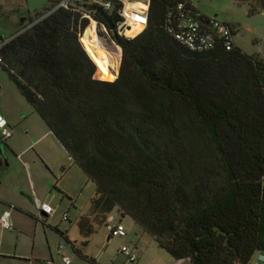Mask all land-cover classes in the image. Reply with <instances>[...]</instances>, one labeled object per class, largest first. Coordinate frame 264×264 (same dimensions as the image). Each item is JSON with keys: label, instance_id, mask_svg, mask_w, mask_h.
<instances>
[{"label": "trees", "instance_id": "1", "mask_svg": "<svg viewBox=\"0 0 264 264\" xmlns=\"http://www.w3.org/2000/svg\"><path fill=\"white\" fill-rule=\"evenodd\" d=\"M182 1L149 0L128 36L117 1L52 0L0 63L96 184L94 213L132 218L176 261L248 264L264 250V59L189 49L168 28ZM91 17L122 49L119 75L81 40Z\"/></svg>", "mask_w": 264, "mask_h": 264}, {"label": "rangeland", "instance_id": "2", "mask_svg": "<svg viewBox=\"0 0 264 264\" xmlns=\"http://www.w3.org/2000/svg\"><path fill=\"white\" fill-rule=\"evenodd\" d=\"M191 1L208 16L231 23L235 28L234 39L236 45L244 52L248 54H259L264 59V9L259 8L252 11L251 7L254 4V0ZM52 4V0H0V37L4 40L10 39L21 30L23 19V23L28 24L32 19L37 17L39 12L45 11L46 7H50ZM92 19L91 17L90 22ZM130 30L131 28L128 29V31ZM97 32L102 43L106 45L108 49H117L122 55L121 47L112 39L109 30L104 25H100L99 22L97 23ZM125 33H127L126 30ZM136 33L138 34V32L131 34ZM121 55L118 63L119 66L117 65L118 68H116L117 66H113L114 69H102L98 65L99 68L107 75L117 74L120 70ZM0 107L9 109L11 113H13V120L17 122L16 124H12V126L9 125L11 130L12 128L16 130V137L20 138L18 145L16 144L17 149H20L23 145L30 146L27 156L33 155L36 152H42L47 162L44 158L41 157V159L44 160L46 164H50L55 168V174H57L59 178L58 186L60 188H64L65 186L70 188L72 192L70 196L75 198L76 208L71 204L72 201L69 200L68 197H64L62 203L59 201L60 198L63 197V194L55 188L53 181L47 184L49 185L47 191H50L55 197L52 201L53 204L58 202L61 203L57 214L58 222H62L63 226L71 227L72 233L76 234L77 237L82 236V226L78 223L73 224L72 220L74 221L76 219V215L79 211H84V208H89L87 207L89 206L87 204L88 198L92 196V193L93 195L95 194L96 185L87 177L82 168L77 164L71 165L73 159L67 149L35 111L33 105L22 94L14 81L10 78L8 72L3 69L1 63ZM7 139H10V137ZM13 156L14 153L8 150V158L11 160L15 159ZM35 171L34 169V172ZM6 176L10 177V184L15 181L17 183H28L29 185L18 162L12 170L7 172ZM35 178L41 188L44 184H41L40 178ZM3 182L4 183L0 185V190L5 188L6 182ZM31 195L35 196L32 192ZM36 199L37 198H35V201ZM68 204L70 205V211L66 208ZM66 211L68 212L66 213ZM66 214L67 216L70 215L71 221L66 218ZM101 215L102 214L99 216ZM123 221L128 228L129 236H131L134 242H137V245H134L135 252L138 256L137 264L176 263V260L171 254L165 248L160 247L150 233L144 231L129 217H123ZM93 238L94 240L90 243L89 248L101 252L102 248L107 246L108 249L104 252L106 261L114 258L118 264H131L128 262L126 263V257L122 253L116 255L117 250L122 246V241L116 236L108 239L106 230L103 226H97ZM134 242L133 244H135ZM61 249L74 255L72 250L68 247H61ZM75 257L78 258V256ZM262 260L264 261V250L257 251L248 264H256ZM182 264H190V262L189 260H184Z\"/></svg>", "mask_w": 264, "mask_h": 264}, {"label": "crops", "instance_id": "3", "mask_svg": "<svg viewBox=\"0 0 264 264\" xmlns=\"http://www.w3.org/2000/svg\"><path fill=\"white\" fill-rule=\"evenodd\" d=\"M137 1L144 2L142 0ZM133 29H136V27L133 26L131 30ZM126 34L134 36L137 33L131 34L127 31ZM0 114L7 120L8 125L12 126V124L17 123L13 120V113L6 107H0ZM16 136V130L12 128L10 139L6 138L4 142L6 158L0 155V185L4 183L3 181L6 182L5 188L0 190V216L4 211L11 210V222L13 224L12 229H3L0 226V264H66L64 260L65 256L70 258L71 262L69 264H118L114 258L108 261L105 260L104 252L108 249L107 246L103 247L101 252L89 248L90 243L94 240L93 237L97 226H103L106 230L107 238L110 239L111 236L108 234L106 228L108 221H122L125 224L117 210L115 209L107 216L103 214L99 216L100 213H94L92 198L96 195L95 190V194L93 195L92 193V196L88 198L87 204L89 206L87 207L89 208L79 211L76 219L72 220L73 224L78 223L82 226V236L77 237L76 234L72 233L71 227L63 226L62 222H58L57 220L60 204L64 201V197H68L72 201L71 204L76 208L75 198L70 196L72 195L70 188L66 186L60 188L58 186L59 178L55 174V168L45 163L44 160L46 159L42 152H36L33 155L27 156L30 146L23 145L20 149H17L16 144L18 145L20 138ZM8 150L14 153L13 157L15 159L11 160L8 158ZM17 162L20 164L29 185L28 183H17L15 181L10 184V177H7L6 174L16 166ZM73 164L76 163L73 162L71 165ZM35 177L37 179L40 178L41 184H44L41 188ZM50 181H53L55 188L63 194V197L59 200L61 203L53 204L52 201L55 197L50 191H47L49 187L47 184H50ZM31 192L35 196H32ZM34 197L49 202L54 207V212L50 215L43 214L41 216ZM12 205H15V207L12 208ZM66 208L70 211L69 204L66 205ZM67 219L71 221L70 215L67 216ZM116 237L120 238L122 245L125 243L133 246L137 245V242H134L131 236H129V232L124 237ZM66 239L74 243L73 247L71 245L65 246L70 248L74 255L61 249V245L65 243ZM77 249H79V252ZM120 253L121 251L118 249L116 255ZM75 256H78V258ZM89 258L93 259V261H90Z\"/></svg>", "mask_w": 264, "mask_h": 264}, {"label": "built area", "instance_id": "4", "mask_svg": "<svg viewBox=\"0 0 264 264\" xmlns=\"http://www.w3.org/2000/svg\"><path fill=\"white\" fill-rule=\"evenodd\" d=\"M80 1L82 0H60L55 8H70L72 4ZM115 1L121 3L119 13L123 17V20L118 22L121 33L126 34L125 30L128 31V29L133 28L135 24H140L143 29L145 28L148 21L149 0L144 2L137 0H105L104 5L106 8H111ZM173 17L171 15L168 17L169 31L178 41L191 50L204 51L214 48L219 43L230 50L236 45L234 39L235 28L233 25L218 18L208 16L191 0L180 2L175 18ZM8 40L0 41V49ZM0 61H2L1 56ZM11 135L12 130L9 128L7 120L0 114V136H2V139H5ZM36 204L41 216L43 214L50 215L55 210L49 202L40 199H36ZM14 207L15 205H12V208ZM0 226L3 229H12L11 210H6L2 213L0 216ZM106 228L111 237H124L128 233L122 221H108ZM65 246V243L61 245V247ZM120 251L126 257V262L131 264L137 262L138 256L133 245L125 243L121 246ZM64 260L66 264L71 262L67 256L64 257ZM183 261L184 259H180L175 264H182ZM256 264H264V261H259Z\"/></svg>", "mask_w": 264, "mask_h": 264}, {"label": "bare ground", "instance_id": "5", "mask_svg": "<svg viewBox=\"0 0 264 264\" xmlns=\"http://www.w3.org/2000/svg\"><path fill=\"white\" fill-rule=\"evenodd\" d=\"M97 23L98 22L94 19L91 21L90 25L85 31V34L82 37V41L92 55L101 57L111 69H114L113 66L118 65L121 54L117 49H108L106 45L102 43L97 32ZM137 25L138 24H135L134 26L136 27V29L128 32L135 33L140 32L141 29L143 30L142 25ZM118 66L116 68H118Z\"/></svg>", "mask_w": 264, "mask_h": 264}, {"label": "water", "instance_id": "6", "mask_svg": "<svg viewBox=\"0 0 264 264\" xmlns=\"http://www.w3.org/2000/svg\"><path fill=\"white\" fill-rule=\"evenodd\" d=\"M23 21H24V19H23ZM23 21H22L21 24H23ZM85 31H86V29H85ZM85 31H84V32L82 33V35H81V40H82L83 35L85 34ZM97 70H98V69H97ZM97 70H96V71H97ZM118 75H119V73H118ZM118 75H117V77H118ZM117 77H116V78H117ZM0 155H1L2 157L6 158L5 144H4L3 140H0Z\"/></svg>", "mask_w": 264, "mask_h": 264}]
</instances>
